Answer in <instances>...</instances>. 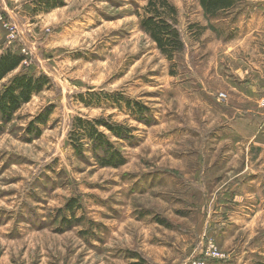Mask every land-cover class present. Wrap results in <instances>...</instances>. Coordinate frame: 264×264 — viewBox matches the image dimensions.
<instances>
[{"label":"rangeland","instance_id":"obj_1","mask_svg":"<svg viewBox=\"0 0 264 264\" xmlns=\"http://www.w3.org/2000/svg\"><path fill=\"white\" fill-rule=\"evenodd\" d=\"M53 1L0 0V53L26 56L0 89L21 71L52 79L0 121V264H191L211 242L222 264L264 261V145L235 138L219 100L238 101V37L258 0L216 15L170 0L185 43L174 60L141 27L148 0ZM77 116L132 128L134 145L101 127L127 162L78 156Z\"/></svg>","mask_w":264,"mask_h":264},{"label":"trees","instance_id":"obj_2","mask_svg":"<svg viewBox=\"0 0 264 264\" xmlns=\"http://www.w3.org/2000/svg\"><path fill=\"white\" fill-rule=\"evenodd\" d=\"M40 5L53 7V0H37ZM207 14L216 15L221 11L230 10L240 0H199ZM178 9L170 0H148L145 13L142 15L140 24L143 30L149 34L157 44L159 50L169 60L181 52L185 43L178 27ZM26 60L25 54L16 53L12 50L0 53V84L14 70L21 67ZM52 85V79L46 73H29L21 71L10 78L0 89V121L10 122L14 114L28 103L35 94ZM119 95V94H117ZM116 95V96H117ZM120 96V95H119ZM120 98V97H115ZM121 98L133 112L135 118L147 125H152L156 120L151 109L141 101ZM51 108L37 117L36 121L47 122ZM101 127L109 130L113 135L129 145L136 144L139 138L132 134L133 129L106 118L88 119L82 116L75 117L71 122V144L78 156L83 158L89 151L101 166L120 167L127 162L124 153L117 143L110 140ZM2 129V124H0ZM36 135H40L39 128H35ZM73 201V200H72ZM75 204L71 202L69 209L74 210ZM134 264H150L142 256L137 255ZM257 264H264L260 261Z\"/></svg>","mask_w":264,"mask_h":264},{"label":"crops","instance_id":"obj_3","mask_svg":"<svg viewBox=\"0 0 264 264\" xmlns=\"http://www.w3.org/2000/svg\"><path fill=\"white\" fill-rule=\"evenodd\" d=\"M252 8L238 37L239 45L249 49V54L239 56L246 68L241 67L240 81L234 86L238 101H222V108L227 121L233 122L227 127L235 138L264 145V108L260 102L264 93V0H258ZM208 264L222 262L215 259Z\"/></svg>","mask_w":264,"mask_h":264},{"label":"built area","instance_id":"obj_4","mask_svg":"<svg viewBox=\"0 0 264 264\" xmlns=\"http://www.w3.org/2000/svg\"><path fill=\"white\" fill-rule=\"evenodd\" d=\"M1 19H2V15H1V12H0V20ZM5 26L6 27H10L6 23H5ZM11 29H13V28L11 27ZM12 36H14V35L12 34ZM219 100L220 101H224V94L222 92L219 93ZM208 240L213 241L210 237L208 238ZM214 243L215 242H211L209 244V246H207L206 249H203V252L201 253V256H198V257H190L188 259V261L191 264H206L207 259H209V258H211V259H222V258H225L224 257V254L222 252H219L217 250V248L214 246Z\"/></svg>","mask_w":264,"mask_h":264}]
</instances>
